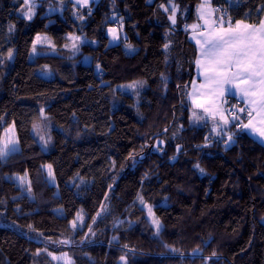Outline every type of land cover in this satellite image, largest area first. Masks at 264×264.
<instances>
[{
  "label": "trees",
  "instance_id": "obj_1",
  "mask_svg": "<svg viewBox=\"0 0 264 264\" xmlns=\"http://www.w3.org/2000/svg\"><path fill=\"white\" fill-rule=\"evenodd\" d=\"M37 1L28 20L23 0H0V141L9 127L18 139L0 157V264H60L52 254L65 252L74 264H264V146L193 119L188 27L201 0H175V24L170 0ZM213 6L232 24L264 17V0ZM113 16L136 53L109 46ZM42 35L60 54L33 56ZM71 35L88 41L78 55L64 49ZM43 116L48 150L34 136Z\"/></svg>",
  "mask_w": 264,
  "mask_h": 264
},
{
  "label": "snow or ice",
  "instance_id": "obj_2",
  "mask_svg": "<svg viewBox=\"0 0 264 264\" xmlns=\"http://www.w3.org/2000/svg\"><path fill=\"white\" fill-rule=\"evenodd\" d=\"M23 3L25 5V8L22 9L23 15L30 20L35 14L33 0H23ZM77 3L87 5L88 0H77ZM176 8L177 6L173 7V14L169 16L173 24L176 23ZM164 10L168 11V8L165 7ZM197 11L198 18L203 20L204 24L203 26L199 24L190 26L194 30L193 39L199 46V57L195 60V64L204 76L205 83L200 85V88L209 90L207 93H199L200 96L208 97V100L202 101L197 98V89L193 87L190 94L193 104L196 108L203 109V112L213 119L219 115L223 123L227 125L229 120L225 116L224 110L216 103V98L223 97L225 92L235 89L246 100L247 105L246 108L238 109L240 112H247L248 116V122L240 123L239 127L250 130L264 139V20H261L258 25L246 24L244 21H236L233 25L231 17L226 19L224 10L213 7L211 0H203V3L198 5ZM217 13L219 15H216ZM201 27L203 30L198 33L199 38H197L195 30ZM9 30L11 31L12 28ZM109 31L112 33L113 39L119 38L115 28H111ZM40 40L41 38L38 36L37 42ZM164 47L167 49L169 45L165 44ZM32 50L36 51L35 43ZM12 56L13 52L9 51L7 59L11 60ZM97 67L99 68V66ZM138 83L140 82H135L128 87H135ZM254 111L261 116L260 126L254 123ZM203 118V115H198L196 111H193L194 120ZM232 119L239 120V117L233 113ZM8 131L12 132V129ZM228 140H232L231 135L228 136ZM17 143L14 134L8 139L0 141V157L15 151ZM47 168L48 175L52 176L51 165H48ZM200 170L203 171V169ZM19 179L21 182H27L25 177ZM141 203H143L142 199ZM149 215L153 216L150 208ZM152 223L159 231L161 226L159 219L153 216ZM75 224L76 222L73 221V227ZM53 258L56 259V257ZM121 259L124 260L125 257H121Z\"/></svg>",
  "mask_w": 264,
  "mask_h": 264
},
{
  "label": "rangeland",
  "instance_id": "obj_3",
  "mask_svg": "<svg viewBox=\"0 0 264 264\" xmlns=\"http://www.w3.org/2000/svg\"><path fill=\"white\" fill-rule=\"evenodd\" d=\"M40 1V0H39ZM90 1H93V0H90ZM99 0H96L95 2H98ZM149 3H154L155 0H148ZM203 1V0H202ZM39 6V2L37 0H33V10H34V13L36 14V10ZM176 6L175 4V0H170L169 2V7L171 9H173V7ZM177 10V8H176ZM52 14H54L56 12L55 9L51 10L50 11ZM35 14L33 15L32 19L34 18ZM29 20V19H28ZM31 20V19H30ZM111 21L115 22L116 24L114 26H110L107 28L106 30V34H107V37L109 39V46H116V45H119V44H123L124 45V49L125 51L127 52V54L129 55H132L134 53H136L137 51V47H135L133 44H131L130 42H128V35L125 31V26H124V22H123V19H120L118 18L117 16H113L111 18ZM111 28H115L117 30V35H118V39H113V35L112 33L109 31V29ZM41 38L40 42H37L35 43V46H36V51L33 52V56H38L40 54H43L45 52L47 53H50L51 55H58L60 54V52L52 45V42H51V39L46 36V35H42V36H39ZM78 37L79 39H74ZM47 38V39H45ZM69 43H67L64 47L65 50L67 51H70V53H72L73 55H78L79 54V47L84 44V43H87V39L83 36V35H71L69 36ZM73 45H75V47H73ZM131 46V47H129ZM12 61V59H11ZM83 63L84 64H87V65H91L92 64V59L90 56H85L83 58ZM96 69L98 70L99 68L96 67ZM38 74L46 79H51L53 74L52 72L48 69V68H45L44 70L42 71H38ZM119 89H121L122 91H130V87H128V85H121L119 87ZM204 117H206L207 119H210V117L208 115L205 116V113H201ZM231 122H236V120H233L232 118L230 119ZM232 124L228 123L227 125H225L223 122L220 121V124L216 127V129L214 130V132H216V134H221L223 132H228L227 130L230 129L229 127H231ZM9 129H12V132H9L8 130ZM49 127L48 125H44V116L42 118V120L37 123L34 127V136L37 140V142L45 149V150H48L50 149V142H51V136H50V130H48ZM14 134L16 140L18 141L17 139V135H16V132H15V129L14 127H9L4 135H3V138H2V141L5 140V139H8L9 137H11L12 135ZM18 149V143L15 145V151ZM14 151H11L10 153H12ZM9 153V154H10ZM6 157V156H4ZM3 157V158H4ZM46 172H47V175H48V168H46ZM48 177L51 178V176L48 175ZM17 178V181L18 183L23 187V188H27L28 187V179L27 177H25L26 181L27 182H21L20 181V177H16ZM51 182H53V180L51 179ZM76 224H75V227L74 228H82L83 227V224H84V221L83 219L81 218V216H79V218L77 219V221H75ZM52 257H56V261L59 262L60 264H74V257L68 253H63V254H52Z\"/></svg>",
  "mask_w": 264,
  "mask_h": 264
},
{
  "label": "crops",
  "instance_id": "obj_4",
  "mask_svg": "<svg viewBox=\"0 0 264 264\" xmlns=\"http://www.w3.org/2000/svg\"><path fill=\"white\" fill-rule=\"evenodd\" d=\"M95 1L96 0H93V1L88 0V4L84 5L82 3H77V0H72L74 5L76 7H80V8L89 7L90 5H92L94 3H97ZM201 3H203L202 0H201ZM211 3H212V6H213V0H211ZM198 16H199V14H198V11H197V18H198ZM263 20H264V17H263ZM244 23H246V22H244ZM193 24H199V25L203 26L204 21L198 18V20L195 23H193ZM193 24H191V25H193ZM246 24H249V23H246ZM233 25H235V24H233ZM190 26L188 27L189 32H190V40L196 46V49H197V57H196V59H197L199 57V46L196 44L195 39H193L194 30ZM225 26H227V25H225ZM202 30H203V27L195 30V32L197 34V38H199L198 33L200 31H202ZM204 83H205L204 76H203L201 70L198 69L197 65L195 64V77H194L193 81L191 82V87H190V90H189V101H190L191 107L193 109L201 112V113H204L203 109L195 107V105L193 104V99H192L190 94L192 93L193 87H196V89H197V98L201 99L202 101L208 100L207 96H200L199 95L200 92L207 93L208 90H209L208 88H204V89L200 88V85H202ZM216 103L221 107L222 110H224L225 116L228 118L229 123L232 124L231 127L234 126L237 130H241V128L239 127V124L248 122L247 112H240L238 110L239 108H246L247 105H246V100L241 97L240 93L237 90L232 89L230 92H225L223 97H217L216 98ZM233 113H235V115L239 117V120H236V122L235 121L231 122V120H230L232 118V116H233ZM205 116H206V114H205ZM209 117H210L211 120H217V121L223 122L220 119L219 115H217L215 119H213L211 116H209ZM253 118H254V123H256L257 126H260L259 125V121L261 119V116L257 115V113L254 111L253 112ZM231 127H229V128H231ZM242 130H244L253 139H255L256 141H258L260 144H262L264 146V139L260 138L256 134L252 133L250 130H247V129H242ZM223 133H226V132H223Z\"/></svg>",
  "mask_w": 264,
  "mask_h": 264
},
{
  "label": "built area",
  "instance_id": "obj_5",
  "mask_svg": "<svg viewBox=\"0 0 264 264\" xmlns=\"http://www.w3.org/2000/svg\"><path fill=\"white\" fill-rule=\"evenodd\" d=\"M224 12H225V17H226V19H227V17H229V14H228V12L225 11V10H224Z\"/></svg>",
  "mask_w": 264,
  "mask_h": 264
}]
</instances>
